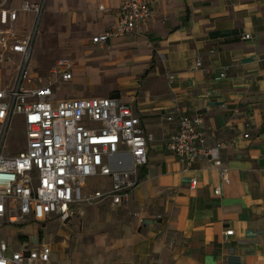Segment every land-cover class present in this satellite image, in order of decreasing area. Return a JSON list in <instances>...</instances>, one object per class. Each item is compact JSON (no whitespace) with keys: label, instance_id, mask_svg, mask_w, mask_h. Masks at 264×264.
<instances>
[{"label":"crops","instance_id":"1","mask_svg":"<svg viewBox=\"0 0 264 264\" xmlns=\"http://www.w3.org/2000/svg\"><path fill=\"white\" fill-rule=\"evenodd\" d=\"M7 1L3 8L18 11V38L31 34L38 15L20 8L37 0ZM50 1L72 9L66 19L93 36L116 21L123 2ZM146 1L152 13L139 35L106 44L108 73H119L116 98L133 106L150 138L139 185L107 226L94 230L85 253L66 250V240L55 249L42 243L51 247L52 264H264V0ZM198 113L204 147L223 144L228 181L203 157L184 172L167 149L178 118ZM30 238L19 235L16 245Z\"/></svg>","mask_w":264,"mask_h":264},{"label":"built area","instance_id":"2","mask_svg":"<svg viewBox=\"0 0 264 264\" xmlns=\"http://www.w3.org/2000/svg\"><path fill=\"white\" fill-rule=\"evenodd\" d=\"M20 10L38 15L40 8L24 1ZM151 13L146 0H123L116 21L90 41L103 47L112 38L132 35ZM17 17L18 11L0 7V62L9 53L20 57L14 84L0 88V229L50 220L65 222L83 213L81 205L98 201L115 207L126 204L139 185V168L147 162L150 141L133 106L115 97L58 99L55 85L72 79L73 62L67 58L53 65L45 82L27 77L25 68L35 31L18 38L14 32ZM196 66L201 67V62ZM167 78L172 80L174 75L167 74ZM16 117L23 121L26 147L16 155H6V140ZM202 124L201 113L181 115L167 149L184 172L203 157L228 181V170L219 158L223 144L205 148ZM94 177L108 183L85 194L82 190ZM195 185L192 180L191 186ZM232 233L228 230L225 235ZM51 252L48 244L27 242L14 247L0 237V264H52Z\"/></svg>","mask_w":264,"mask_h":264},{"label":"rangeland","instance_id":"3","mask_svg":"<svg viewBox=\"0 0 264 264\" xmlns=\"http://www.w3.org/2000/svg\"><path fill=\"white\" fill-rule=\"evenodd\" d=\"M7 0H0V7H5ZM28 2V1H27ZM38 5L40 11L34 24V39L31 45V56L26 64L25 74L32 79L41 78L43 82L48 80L50 70L61 58H67L73 62V79L69 82H58L55 85L56 97L65 98H94L116 97L120 92L115 83L119 81V73L109 75V52L107 45L102 48L90 44L93 32L87 31L80 24H72L66 17L72 15V9H57L50 0H37L29 2ZM139 31L131 36L137 37ZM7 54L3 62H0V88H9L14 84L17 76L18 56ZM26 147L25 129L20 117H16L10 127L5 144L6 155H16ZM104 179L100 177L90 178L86 187L82 190L89 194L99 189ZM83 213L73 216L65 222L50 220L41 225L28 224L25 226H3L0 229V237L13 240L16 245L19 235H30L31 244L38 242L51 244L52 249L57 243L66 240L68 251H80L85 253V243L90 242L94 230L104 228L110 222L111 214L117 212L119 207L111 206L107 201H98L92 205H81ZM94 210V212H91ZM37 236L39 241L37 240ZM69 236V237H68ZM20 244V243H19ZM17 243L16 247L19 246ZM59 261L62 254L59 253Z\"/></svg>","mask_w":264,"mask_h":264},{"label":"trees","instance_id":"4","mask_svg":"<svg viewBox=\"0 0 264 264\" xmlns=\"http://www.w3.org/2000/svg\"><path fill=\"white\" fill-rule=\"evenodd\" d=\"M115 98H116V94H115V96H114Z\"/></svg>","mask_w":264,"mask_h":264}]
</instances>
